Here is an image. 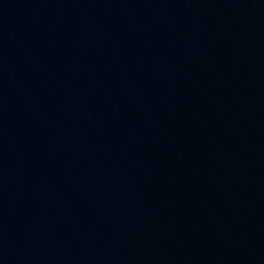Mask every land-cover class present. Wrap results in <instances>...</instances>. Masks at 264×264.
Masks as SVG:
<instances>
[{
  "label": "water",
  "instance_id": "1",
  "mask_svg": "<svg viewBox=\"0 0 264 264\" xmlns=\"http://www.w3.org/2000/svg\"><path fill=\"white\" fill-rule=\"evenodd\" d=\"M0 264H264V0H0Z\"/></svg>",
  "mask_w": 264,
  "mask_h": 264
}]
</instances>
